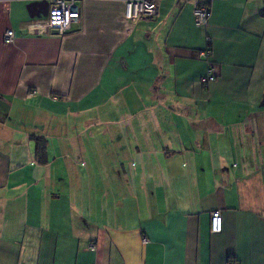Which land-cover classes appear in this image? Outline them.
<instances>
[{
	"label": "crops",
	"instance_id": "obj_1",
	"mask_svg": "<svg viewBox=\"0 0 264 264\" xmlns=\"http://www.w3.org/2000/svg\"><path fill=\"white\" fill-rule=\"evenodd\" d=\"M126 1L0 0V264H264V0Z\"/></svg>",
	"mask_w": 264,
	"mask_h": 264
},
{
	"label": "built area",
	"instance_id": "obj_2",
	"mask_svg": "<svg viewBox=\"0 0 264 264\" xmlns=\"http://www.w3.org/2000/svg\"><path fill=\"white\" fill-rule=\"evenodd\" d=\"M48 14L44 21L43 29L47 34L64 36L71 32L72 27L80 21L81 11L80 0H47ZM157 13L156 0H129L125 3V19L129 22H138L154 17ZM193 17L198 26H205L209 18V11L205 4H197L193 9ZM15 35L11 30H7L3 36L4 44L14 42ZM205 51L201 56H207ZM215 81L211 71L202 80L207 86ZM222 229L220 212L216 211L210 215V231L212 234H219ZM89 250L94 251V246L90 245ZM233 264V263H228Z\"/></svg>",
	"mask_w": 264,
	"mask_h": 264
},
{
	"label": "trees",
	"instance_id": "obj_3",
	"mask_svg": "<svg viewBox=\"0 0 264 264\" xmlns=\"http://www.w3.org/2000/svg\"><path fill=\"white\" fill-rule=\"evenodd\" d=\"M35 155L39 161L44 162L45 159L44 143L41 140L36 141Z\"/></svg>",
	"mask_w": 264,
	"mask_h": 264
},
{
	"label": "rangeland",
	"instance_id": "obj_4",
	"mask_svg": "<svg viewBox=\"0 0 264 264\" xmlns=\"http://www.w3.org/2000/svg\"><path fill=\"white\" fill-rule=\"evenodd\" d=\"M109 120V119H108ZM86 121H88V122H90L91 123V125H92V119L91 118H89V119H87ZM86 121H85V123H86ZM85 125H87V124H85ZM105 127V126H109L108 124H106V125H104V124H99V125H97V127Z\"/></svg>",
	"mask_w": 264,
	"mask_h": 264
}]
</instances>
